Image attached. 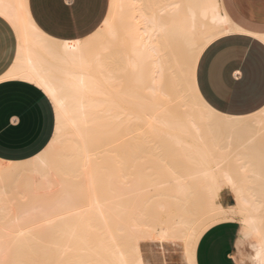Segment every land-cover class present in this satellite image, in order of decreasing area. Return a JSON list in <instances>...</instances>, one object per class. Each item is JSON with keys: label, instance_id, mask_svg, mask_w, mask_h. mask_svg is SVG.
Wrapping results in <instances>:
<instances>
[{"label": "bare ground", "instance_id": "obj_1", "mask_svg": "<svg viewBox=\"0 0 264 264\" xmlns=\"http://www.w3.org/2000/svg\"><path fill=\"white\" fill-rule=\"evenodd\" d=\"M0 15L17 37L15 60L1 79L35 81L55 116L59 111L65 117V131L57 135L54 129L40 154L0 161V264H124L132 256L144 264H184L183 237L213 217L212 224L240 216L260 233L264 108L229 116L198 91L185 90L186 63L195 60V85L202 51L237 29L221 0H108L101 24L87 39H75L81 44L74 48L63 45L75 40L50 37L34 23L28 0H0ZM105 128L111 135H102ZM165 146L182 164L177 187L160 188L149 179L151 170L170 174L159 160ZM76 164L89 204L98 205L87 215L57 221L49 234L44 230L48 241L39 230L18 237L35 214L42 221L52 217L51 205L64 204L76 191ZM223 190L232 194L233 206L220 202ZM121 210L126 232L147 237L135 252L130 244L112 242L118 233L109 229ZM152 248L155 259L149 258Z\"/></svg>", "mask_w": 264, "mask_h": 264}, {"label": "crops", "instance_id": "obj_2", "mask_svg": "<svg viewBox=\"0 0 264 264\" xmlns=\"http://www.w3.org/2000/svg\"><path fill=\"white\" fill-rule=\"evenodd\" d=\"M221 3L231 23L242 31L225 34L205 47L196 64L195 85H198L203 100L206 103L211 101L210 105L207 104L214 110L241 117L264 108V44L256 39L264 35V0H221ZM101 7L105 9V17L108 0L106 3L101 0ZM28 10L34 23L50 37L59 40L84 37L78 31H61L52 35L51 30L46 32L33 15L35 0H28ZM85 15L92 16L94 24L99 20L96 28L103 21L94 0H70L69 18L75 20ZM248 32L252 35H247ZM16 53L15 31L0 15V161L17 162L35 156L34 148L43 141L50 123L53 124V134L55 129L53 104L41 89L25 79H1L11 68ZM219 199L223 205H234L232 194L226 190L221 191ZM228 219L232 217L220 219L211 224L210 229H205L202 235L207 237L210 230L213 245L209 249L202 244L195 249L194 260L200 264H246L242 259L241 221ZM242 224L258 239L256 246L251 248L253 262L264 264V223L260 233ZM177 263L174 259L156 260V264Z\"/></svg>", "mask_w": 264, "mask_h": 264}, {"label": "snow or ice", "instance_id": "obj_3", "mask_svg": "<svg viewBox=\"0 0 264 264\" xmlns=\"http://www.w3.org/2000/svg\"><path fill=\"white\" fill-rule=\"evenodd\" d=\"M96 9L100 13V19H104V8L101 7V0H94ZM69 3L66 0H35L36 10L33 15L37 16V22L40 23V26L44 28L46 32L51 30L52 35H56V33L61 31H78L81 32V35L84 36L85 39L89 37V34L93 32V29L96 28V25L99 23V20L96 23H93V17L85 15L83 17H77L75 20L69 18L68 16V8ZM106 3V0H105ZM105 24L108 23L107 20L104 21ZM91 25V27H89ZM47 26V27H45ZM223 31V30H222ZM237 32L242 31L237 28ZM115 30L113 29V33ZM247 35L251 36L252 33L248 32ZM261 44H264V35L261 37H257ZM80 40H75L70 45L67 41L64 43V47H75L80 45ZM193 63L195 60L189 61L183 68L186 78L185 90L186 92L195 93L197 92L198 85H194L192 82L193 78ZM32 83H36L32 81ZM39 86V85H38ZM49 97H51V93H48ZM202 99V97L200 98ZM47 104L48 101L45 100ZM209 105L211 101L207 102ZM264 103V102H262ZM52 127L53 124L50 123L47 134L45 135L43 141L39 144L38 147L34 148V152L36 154H40L41 150L45 148V145L50 143L49 137L52 136ZM54 128L57 135L62 134L65 131V117L59 111H57L56 116L54 118ZM103 136L111 135V131L108 128H105L102 131ZM92 147H95V143H93ZM160 164L162 167H167L170 170V174L168 176H160L159 170H151L152 176L149 177L150 180H153L158 187L166 188V187H177L181 184L179 179L180 169L182 164L176 159L174 152L171 148L165 146L160 149L159 156ZM80 164L74 165L73 173L77 181H81V183L77 186L76 191L71 194V197L67 199L64 204H53L51 205L52 217H45L42 222H33L31 227H27L24 231H18L16 235L18 237H25L27 234L32 233L34 230H39L44 228L47 225H53L57 221H65L68 217H77L84 216L93 211V208L98 205V201L93 202V204H89L88 202V186L83 183L81 177L79 176ZM83 170L85 172L88 171L87 161L84 162ZM174 170V171H171ZM160 176L159 180H156L155 177ZM93 179V177H89V180ZM231 183V181H228ZM123 210L119 211L117 215L114 216L113 221L115 224L114 229H109L110 231L114 230L118 233L117 237H112V242L115 245L118 242L120 246H128L131 245L133 252L136 251L137 245L140 239L147 238L143 237L139 234L133 235L131 233L126 232L123 227ZM100 215L103 216L104 213L101 211ZM216 217H213L211 220L205 221L199 229L193 230L191 233L186 234L182 241L181 247L184 253L185 261L184 264H200L198 260L193 259V253L195 249H198L202 244H206L209 246V249L213 245V241L211 239V232L209 230L207 237L202 235L205 232V229H210V226L215 220ZM108 221H105L107 224ZM11 242L12 238L9 237ZM3 264H38V262L33 260L22 259L19 261H5ZM124 264H144L142 259H138L135 256H132L127 261H124ZM219 264V262H216Z\"/></svg>", "mask_w": 264, "mask_h": 264}, {"label": "rangeland", "instance_id": "obj_4", "mask_svg": "<svg viewBox=\"0 0 264 264\" xmlns=\"http://www.w3.org/2000/svg\"><path fill=\"white\" fill-rule=\"evenodd\" d=\"M262 131L260 133H262L260 136V141H261V137L264 138V130L261 129ZM263 140V139H262ZM264 141V140H263ZM261 141V142H263ZM230 160V159H229ZM184 161L186 160H183V163H185ZM231 162V161H230ZM233 162V161H232ZM38 178V177H36ZM36 200H40L41 201V198H36ZM232 204H234V200H232ZM36 216H34V219H35V222H42V220H39L38 218L40 217V215H37L35 214ZM36 217V218H35ZM230 217H232V219H228V220H233V218L237 219L239 222H240V216H237V215H230ZM39 220V221H38ZM227 221V220H226ZM241 242L244 243V249H243V257L242 259L245 260V263L246 264H258V263H254L253 260H252V257H251V248L252 246H256L257 242H258V239L256 238V236L248 229L246 228L241 222ZM48 229H47V228ZM50 229V230H49ZM51 229H52V226L51 225H47L45 226L44 228L42 229H39V233L41 234V236H44L42 237L43 241H46L48 238V234L51 232ZM44 230H47V231H44ZM44 232H47V233H44ZM46 236H47V239H46ZM48 241V240H47ZM50 241V240H49ZM149 258L150 259H155L156 258V253L154 252L153 248L149 250ZM39 260V259H38Z\"/></svg>", "mask_w": 264, "mask_h": 264}]
</instances>
